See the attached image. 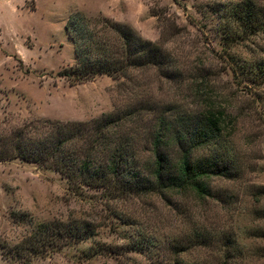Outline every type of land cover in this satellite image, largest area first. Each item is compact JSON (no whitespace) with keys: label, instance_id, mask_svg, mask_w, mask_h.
Segmentation results:
<instances>
[{"label":"rangeland","instance_id":"rangeland-1","mask_svg":"<svg viewBox=\"0 0 264 264\" xmlns=\"http://www.w3.org/2000/svg\"><path fill=\"white\" fill-rule=\"evenodd\" d=\"M124 28L157 44L160 57L131 65ZM81 36L104 43L89 63L122 69L65 77L85 65ZM107 119L109 151L83 180L117 152L129 156L122 191L0 160V264H264V0H0V146L16 129L37 143L56 135L42 122L83 123L66 130L84 134L65 146L80 162L96 137L89 130ZM156 138L171 157L180 144L198 145L192 160L223 175L203 179L200 192H146ZM42 223L92 231L16 256Z\"/></svg>","mask_w":264,"mask_h":264},{"label":"trees","instance_id":"trees-1","mask_svg":"<svg viewBox=\"0 0 264 264\" xmlns=\"http://www.w3.org/2000/svg\"><path fill=\"white\" fill-rule=\"evenodd\" d=\"M119 33L122 35L125 45L124 51L130 56V61L134 60L131 64L133 66H138L140 57L147 58L149 63L156 61L162 53L160 47L147 40H143L141 37L137 36L131 29L124 28ZM97 42L92 40H87L84 37L79 38L77 42L76 52L80 59L85 61V65H78L74 72H71L74 79H72L69 74H63L65 77L70 78L72 81L82 82L84 80L93 78L96 74H104L112 72L115 74L122 68L120 66H115L112 62H106L103 60H97L96 62L89 63L88 57L89 53L95 50H100L101 46H96ZM161 64L165 63V59L161 60ZM113 121L105 120L103 122H96L93 129L89 131L95 132L96 137L86 150L90 152L85 158L78 162L74 155L71 154L70 150H65V146L70 143L80 142L84 134L81 132L67 131L71 127H87L86 124L80 123H51L42 122L43 128H54L56 130V135L51 138L41 141L38 139L37 143L28 142L24 136L25 130H13L7 141L1 142L0 146V160L20 158L28 162L42 164L48 168H54L62 174H64L69 183L72 184L78 181L79 178L83 180L84 176L91 169L92 165L95 163L96 154L104 148L109 151L110 143L106 140L105 132L113 124ZM202 122H199L201 124ZM207 125L216 128V123L213 122L212 118L207 120ZM34 128V130H36ZM160 141L156 138L152 143V155L154 160L152 163V176L154 180L152 182H147L145 185L146 192L160 190H184L193 189L200 192L203 186V179L213 176V175H223V169L216 167L214 164L210 166L207 164L194 162L191 155L194 149L198 148V145H193L191 147H184L180 144V149L176 153V156H169L163 148L160 147ZM73 143V144H74ZM33 144V145H32ZM115 155L109 156L107 160H103V167L93 180H83V184L94 185V186H104L106 188L112 189L114 192L122 191L121 186L118 185L123 178V164L121 161L127 160V155L122 156V160L119 161V157ZM78 154V152L76 153ZM78 172L76 176L75 173ZM225 171V170H224ZM81 183V182H79ZM79 183H76L79 186ZM114 184V185H113ZM91 227L88 225L84 227L82 223L78 224H52V223H42L33 227L32 233L27 236L23 241H21L13 251H15L16 256L27 254H35L44 249H49L52 246L59 245L62 241H73V240H86L91 235ZM138 244L137 242H135ZM140 245V244H139ZM26 254V255H27Z\"/></svg>","mask_w":264,"mask_h":264}]
</instances>
